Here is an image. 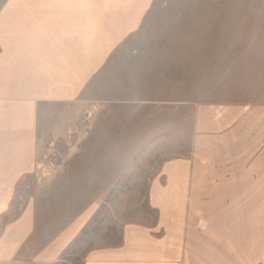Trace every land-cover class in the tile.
Returning <instances> with one entry per match:
<instances>
[{"label":"rangeland","instance_id":"1","mask_svg":"<svg viewBox=\"0 0 264 264\" xmlns=\"http://www.w3.org/2000/svg\"><path fill=\"white\" fill-rule=\"evenodd\" d=\"M126 37L161 40L168 58L182 61L156 77L173 85L167 92L189 84L178 101L190 97L191 107H141L138 117L151 122H141L136 189H84L88 170L101 163L93 157L126 149L114 121L99 122L105 111L92 109L99 95L85 73L109 49L107 40ZM74 59L73 81L85 77L78 93L38 94L71 91L58 70L68 73ZM150 75L145 82H154ZM141 90L144 99L155 88ZM0 92V231L28 206L38 249L66 221L87 219L50 264H82L94 249H118L122 229L132 236L127 244L153 251L144 256L153 264H264V0H0ZM111 108L118 109L111 118H131L124 107ZM149 124L158 135L146 134ZM92 134L105 144L94 147ZM23 161L26 173L17 174L12 166ZM167 161L178 168L181 189L157 174Z\"/></svg>","mask_w":264,"mask_h":264},{"label":"crops","instance_id":"2","mask_svg":"<svg viewBox=\"0 0 264 264\" xmlns=\"http://www.w3.org/2000/svg\"><path fill=\"white\" fill-rule=\"evenodd\" d=\"M127 25L128 30L126 31V34H130L134 31L135 25L134 23ZM113 41L107 40V44L104 45V48L108 46L109 49L103 50V52L98 55L100 56V61L98 60L99 62L95 64L93 68H90V73H85L88 75L86 78H84L85 81L88 78L87 87H89L88 89L90 92H92L94 95H99V97H97L93 102V104L98 105H94L92 109L94 110L96 106H98L100 109L105 111V113L102 112V114H99V122H103L105 119L110 120V122L114 121L111 122V124L114 129L118 127L119 132L123 134L124 141H121L120 139L119 142H121L122 147L124 145V149H126L122 154L117 150L112 151L103 157L104 160H102V157H98V155L93 157V160L96 158L97 162L100 161L101 163L93 161L94 163H97V167L92 171L88 170L86 174L87 180L82 183L85 185L82 187L84 189L105 191L118 190L122 188L121 186L123 184L129 185V188H126L130 190H132L134 187L136 189L138 175H142V167L144 165L142 162L144 157L137 154L143 140V129L141 122L142 120L148 123L151 122V120H144L140 118V116L138 117V113L142 110L141 107L145 104L153 105V108L149 107L150 111H157L158 109L167 111H174L178 109L190 110L191 107L190 97L186 99V101H178V97H185L190 92L189 84H178L177 86L179 88L177 90L173 89L172 92L170 88V92H167V89L173 85H171V83L166 80L167 78L161 79L160 77H156V75L159 74V71H166V66L170 68L171 64L182 62L176 60L171 61L168 58V55L165 54V50L163 49V47H165V45H163V41L146 39L132 40L127 37L119 40L118 42ZM128 42L135 43L134 47L126 50H120L117 48L123 43ZM66 65L68 67V73H63L66 68L59 69L58 71L61 73L58 74V77L62 80L66 79V84L71 88V91L66 92V90H61L60 92H49L47 90L46 92L38 94L57 93L75 95L79 92L82 84H84V78L82 80L80 79L77 85L76 80L73 81V79L76 78L78 64L74 59L69 61ZM79 69H82V66L79 65ZM150 74L155 75V78L152 77V81H154L153 83L144 81L146 79H150ZM150 85H152L155 90H151V94L146 95V98L139 99V96L144 95L145 91L141 90V88L146 87L147 90V87ZM30 87L31 84L27 86V88ZM30 93L31 91L22 92L23 95ZM0 94L2 95L3 93L0 92ZM12 94H16L15 91L8 93V95ZM102 95L104 97H100ZM168 95H170V99H172V95H174L175 98L177 97V99L170 101L163 97ZM127 96L130 97L127 99ZM127 105L128 107H126ZM120 106L124 107L125 110L128 111L129 115L131 116L130 119L127 120L128 116L121 118L120 113L117 114L118 118H111V114L108 113L110 111H118V109L111 107ZM94 121L95 119L93 120V123ZM104 123L105 122H103V124ZM168 124L169 125L165 127L167 128L166 131H168L172 126H170V122ZM93 127L95 129H99L100 124H96ZM148 128L151 129H148L146 134H151V136L158 135V131L154 130L150 124L148 125ZM198 128L199 125H197L196 130H194L195 134L201 133ZM164 133L165 132L162 134ZM91 136L94 138L92 141V145L94 147H97L99 144H105V140H101V137L95 140L97 135L92 134L90 135V138ZM127 136L129 139H126ZM113 142L114 141H112V143ZM190 149L191 143L189 142L187 145V151ZM93 151L95 152V150ZM177 156L178 157L175 158H180V155ZM90 158L91 156L88 159ZM182 159H187V157H183ZM25 164V161H23L21 165L19 164L17 167H12L16 169L17 174L26 173ZM169 165L171 164L168 161L165 163V165H161L157 170V174L163 176L162 179L167 181V183L163 184H169L170 186L175 184L178 186L171 188L181 189L180 184L183 183L179 182L181 179H178L176 175L178 168H174ZM168 180L170 183H168ZM155 182L156 181L154 179L149 181L151 190H158L155 186ZM34 220L33 209L29 210L27 206L26 209H24V211L15 220L5 223L2 226L0 231V264L58 263L67 247L76 239V237H78L79 233L85 228L87 223V219L86 217H83V214L75 216L69 221H66L57 233L51 236L48 241L43 242L41 244L42 246L36 249L42 238L38 241L36 235H33V237L31 235V233L34 231L32 229L34 226ZM126 230L128 229L121 230L122 246L120 248L114 250H108L105 248L94 249L88 253L85 261L82 264H153V262L146 261L148 258H144L145 255H153V251L151 250V252L148 253L142 248L137 249L135 246L127 244L131 240L132 236ZM134 233H136V230H134ZM28 238H30V240H28ZM27 251L28 253L30 252L29 255L26 254ZM20 253L25 257L18 256ZM107 257H112L113 259L127 257L130 259L123 261H110L107 259Z\"/></svg>","mask_w":264,"mask_h":264}]
</instances>
